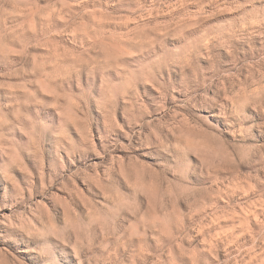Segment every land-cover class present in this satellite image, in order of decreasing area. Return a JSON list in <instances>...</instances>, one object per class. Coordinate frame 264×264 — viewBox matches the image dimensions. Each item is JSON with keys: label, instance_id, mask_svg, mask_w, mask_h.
<instances>
[{"label": "clouds", "instance_id": "9594fccd", "mask_svg": "<svg viewBox=\"0 0 264 264\" xmlns=\"http://www.w3.org/2000/svg\"><path fill=\"white\" fill-rule=\"evenodd\" d=\"M0 264H264V0H0Z\"/></svg>", "mask_w": 264, "mask_h": 264}]
</instances>
